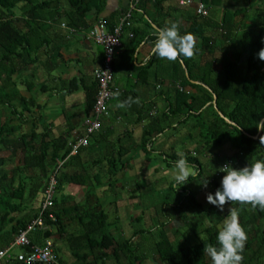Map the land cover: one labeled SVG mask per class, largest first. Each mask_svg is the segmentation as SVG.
<instances>
[{
    "label": "crops",
    "instance_id": "crops-1",
    "mask_svg": "<svg viewBox=\"0 0 264 264\" xmlns=\"http://www.w3.org/2000/svg\"><path fill=\"white\" fill-rule=\"evenodd\" d=\"M79 1L72 5L71 0H38L41 3L38 11L40 19L34 20L40 24L39 35L34 38L38 44L33 53L36 59L31 61L26 54L23 58H12L16 70L9 75L7 86L2 82L4 74H0V95H3L0 129L1 134L4 133L0 136V156L5 159L0 165V249L14 239V226L37 215L44 181L47 180L38 170L29 171L20 167L24 162L23 156L32 151L19 145L20 137L33 132L36 150L42 139L54 140L65 136L68 145L73 135L84 133V120L91 114V102L95 95L94 72L103 58L101 45L88 39L86 31L102 18L113 26L123 12L131 9L132 26L122 33V43L113 59V85L120 92L119 101L131 96L138 97L140 103L120 109L115 106L117 99L112 97L108 104L109 114L101 120L100 129L90 137L89 145L82 148L76 163L67 169L83 174L88 171L90 181L87 183L106 214L105 225L90 233L92 241L86 237L75 238L70 233L78 235L83 230L75 212L68 213L65 206L66 210L60 211L62 228L58 230L56 226L49 236L54 243L58 264H132L129 260L132 258H127L126 252H120L119 258L115 259L110 246H95L94 242L100 241L104 233L116 240H129L137 253H146L142 264H159L153 253V244L161 230L176 248L188 240L185 232L192 231L195 240L208 224L215 223L220 231L231 210H236L240 219V209L237 202L226 203L223 210L217 208L210 215L208 208L205 210L199 203L197 197L200 195L201 202L204 201L203 180L212 181L220 188L219 180L225 174L215 177V171L237 149L229 138L219 144L204 146L199 129L192 126L191 118L183 120L180 116L169 114L168 106L176 87L171 70L174 61L151 57L158 30L170 26V22L178 23L180 34L193 23L204 30V18L209 16L205 30L214 36L215 55L217 61L222 62L228 53L233 52L232 49L236 50V42L224 40L214 23H219L227 12L234 17V34L256 28L264 11V0H222L218 6L209 9L207 16L195 12L199 0H191L185 5H179L175 0H160L158 6L155 0H142L136 4L131 0ZM89 2L91 5L87 8ZM23 3L24 0H15L13 10L15 24L22 30L27 29L21 15ZM25 19L28 23L29 19ZM71 20L73 23H70ZM74 21H77L76 24ZM62 22L75 30L62 27ZM194 37L195 46L199 49V38L197 35ZM191 58L199 60L200 55L196 52ZM147 135L149 138L145 145L143 139ZM49 152L51 149H48ZM178 153H183L185 157L195 153L201 164L200 173L195 176L201 178L200 185L195 180L198 187L194 185L191 190L182 191H176L173 185L171 187L176 196L174 205L182 202L184 190H190L198 200L195 207L180 205L185 208L183 215L174 213V205L171 206L172 213L160 206L157 203L160 198L150 187L166 190L169 182H175V163H170L174 158L176 161L180 158ZM161 159L166 168L161 167ZM204 170L208 171L204 173ZM61 189L56 192L57 196L67 195L84 205L83 186L64 183ZM165 197L169 200V196ZM256 223L259 229L255 231L258 234L261 230L264 232V217ZM43 234L45 232H33L30 239L39 243ZM250 264H264V259L260 262L253 260Z\"/></svg>",
    "mask_w": 264,
    "mask_h": 264
},
{
    "label": "trees",
    "instance_id": "trees-1",
    "mask_svg": "<svg viewBox=\"0 0 264 264\" xmlns=\"http://www.w3.org/2000/svg\"><path fill=\"white\" fill-rule=\"evenodd\" d=\"M71 1L72 5L76 2V0ZM200 1L209 10L213 6H218L222 0ZM77 2L80 1L78 0ZM160 2V0H155V5L158 6ZM90 5L91 3L89 2L86 5L87 8ZM14 7L15 0H0V74H4V80L2 81L4 86H7L9 75L16 70V65L13 64L12 58L21 56L23 58V54H26L29 58L31 57V61L36 59L33 53L38 44L34 42V38L40 32V24L34 22L35 19H40L38 11L41 3L38 0H24L21 6L22 20L24 23L26 22L25 26L27 29L22 30L16 26ZM25 17L29 19L28 23ZM259 17L260 23L256 28L245 29L236 34L233 33L235 21L232 14L224 12L220 22L214 23L216 28L222 29L220 34L224 40L236 42V50L232 49L233 52L228 53V56L222 62H218L215 55L216 44L214 36L205 30V25L209 22V16L204 18V30L200 26L199 28L195 27V23H193L181 35L184 33L197 35L200 48L197 49L195 46V53H199L200 59L196 60L195 58L181 56L171 65L172 81L176 84V87L173 91L174 98L168 106L169 114L180 116L183 120L193 117L192 126L199 129V135L206 147L222 143L223 140L229 138L237 149L233 156H230L235 159L232 167L236 169L242 168L247 164L251 165L257 160L264 161V144L260 143V137L264 139V129L257 128H264V124L259 123L264 118V61H261L257 55L259 50L264 47V11L261 12ZM76 22L74 21V24ZM70 23H73V21L71 20ZM151 57L153 59L156 58L155 55ZM96 90L97 86L95 85V95ZM95 95L91 102V112ZM214 95L216 97L215 105L217 110L228 120L220 116L214 107ZM2 98L3 95H0V102ZM262 122H264V119ZM1 131L0 129V136L4 135V133L1 134ZM64 137L59 136V138L54 140L42 139L35 150L33 132L23 134L20 137L19 145L23 146V149L29 147L32 151L30 150V153L23 156L24 162L20 167H24L29 171L38 170L47 179L50 172H53L58 167L59 162L64 160L56 170V192L62 190L64 183L81 185L84 187L85 203L80 205L67 195L59 197L55 192L54 204L50 211L56 215L55 225L58 230L62 228L60 211L63 210L64 212L67 207L68 213L75 212V218L79 221L83 232L78 235L70 233V235L75 238L86 237L92 241L90 233L103 228L106 214L98 197L87 183L90 181L88 171L85 170V174H83L82 172H70L67 170L72 163H76L75 160H77L80 151L82 148H86L89 143L87 146L81 147L76 154L69 155L70 146L67 145ZM148 138L149 136L147 135L143 139L145 145L148 142ZM48 149H51V152L48 153ZM185 158L189 164L196 166L199 175L201 167L199 158L195 154L186 155ZM4 161L5 159L0 156V165L4 164ZM44 187L45 184L42 189ZM184 204L188 207L190 205H193V207L198 205L190 190L186 191L182 202L174 205V213L178 215L185 214V208L180 206ZM86 205L88 207H85ZM237 205L240 209L239 222L248 237L242 253V264H250L253 260L260 262V259H264V232L261 230V233L258 234L255 230L259 229L256 221L264 217V209L259 207L253 209L248 204L237 203ZM81 210L82 212H80ZM84 216H88L86 220H84ZM26 223V221H22L19 225L14 226L12 228L13 234L15 235ZM163 232L161 230L158 240L153 244V253H155L159 264H212L211 259L204 254L203 249L204 246L209 244L219 247L217 241L219 230L216 228L215 223L204 226L202 230L204 237L193 243L180 244L176 248L169 242ZM45 235L49 236L52 233L45 231ZM94 244L102 248H108L107 245L110 246L113 249L115 259L119 258L120 252H126V257L132 258L129 259L132 264H142L147 257L146 253H137L135 246L132 248L133 245L129 240H116L107 236L106 233L102 235L100 241H95ZM130 253L131 255L129 256L128 254ZM76 257L79 258L77 255ZM94 257L97 258L98 256L94 255ZM9 262L12 264H24L16 260Z\"/></svg>",
    "mask_w": 264,
    "mask_h": 264
},
{
    "label": "built area",
    "instance_id": "built-area-1",
    "mask_svg": "<svg viewBox=\"0 0 264 264\" xmlns=\"http://www.w3.org/2000/svg\"><path fill=\"white\" fill-rule=\"evenodd\" d=\"M133 4L142 0H131ZM179 5L191 3V0H175ZM195 11L201 16L209 14L208 8L201 2L196 3ZM131 9H127L119 17L113 26H109L107 20L99 19L90 29L86 31V37L95 43L101 45L103 58L94 72L96 81V95L92 107L91 115L84 120V133L75 134L68 141L70 146L69 155L76 154L81 147L87 146L92 134L101 126V120L109 114L108 104L112 94L117 90L113 85V59L117 49L122 41L121 36L124 30L131 28ZM62 27L69 31L75 30L74 27L68 26L65 22L61 23ZM222 31V29H219ZM129 36H133L129 33ZM228 158L216 171L215 175L225 174L219 169L228 164L232 167L235 159ZM64 160L60 161L58 167L50 172L45 187L42 192V199L39 204V210L35 217L28 221L25 226L18 230L14 239L6 246L0 249V264L11 260H16L24 264H58L56 262L54 243L50 236L41 237V242L34 243L30 239V234L36 231L45 232L55 229L56 216L50 211L54 204V197L57 186L56 170L61 166ZM14 248H20L19 252H14Z\"/></svg>",
    "mask_w": 264,
    "mask_h": 264
},
{
    "label": "clouds",
    "instance_id": "clouds-1",
    "mask_svg": "<svg viewBox=\"0 0 264 264\" xmlns=\"http://www.w3.org/2000/svg\"><path fill=\"white\" fill-rule=\"evenodd\" d=\"M195 45L196 38L193 34L184 33L181 35L178 23L170 22V26L158 30L151 53L161 59L176 61L181 56L193 57ZM257 55L261 61H264V47L259 50ZM112 96L117 99L115 106L120 109H127L134 103H140L138 97L133 98L131 96L124 101H119V90L115 91ZM259 123L264 124V122ZM260 143L264 144V139L261 137ZM178 156L180 158L175 162L176 173L173 177L177 185L176 189L187 183L190 176L198 175L196 166L189 165L183 153H178ZM219 170L225 175L221 179L220 188L214 194L210 192L206 194L208 203L220 210H223L226 203L234 202L242 205L248 204L253 209L257 207L264 209V161L257 160L251 165L247 164L239 169L225 164ZM207 183L208 181L204 179L202 185L207 187ZM247 238V234L239 222L238 212L233 209L230 215L225 218L223 227L218 232L219 247L209 244L204 246L203 252L211 259L212 264H242V253Z\"/></svg>",
    "mask_w": 264,
    "mask_h": 264
},
{
    "label": "rangeland",
    "instance_id": "rangeland-1",
    "mask_svg": "<svg viewBox=\"0 0 264 264\" xmlns=\"http://www.w3.org/2000/svg\"><path fill=\"white\" fill-rule=\"evenodd\" d=\"M190 118L192 119V122H193V117H190ZM188 121L191 122V120H188ZM175 161H176V159L172 160L170 164L175 163ZM160 162H161L160 163L161 164V167L162 168H166V165H165L166 163L163 162V159H161ZM159 171L162 172V169H159ZM207 171L208 170H204V173H206ZM160 176L162 178H164V175H160ZM221 179L219 180L220 185H221ZM195 180L200 185L201 178L198 179V177H195L194 176V177L189 178V181L187 183H185L184 185L179 186L177 189H176L177 185L175 184V182L174 183L172 182L173 184L171 182H169L165 186L166 187L165 188L166 190H164V188L163 189H155L151 185H150V187L153 189L152 192H154L155 196L158 197V198H160V200L157 203L160 204V206L162 205V207H166L167 210H169V212H171V206L176 203V202H174L176 196H175V194H173L171 192L172 185L175 187L176 191L177 190L182 191L183 189H190L191 190V188H193V186L195 185ZM44 182H45L44 184H46V181H44ZM197 185H195L194 187H198ZM169 186H170V188H169ZM217 189H218V187L216 185H214V183L212 181H210V182H208L207 187H204V201L201 202V198H200L201 195L199 197H197V198H199L198 200H199V203L201 204V206H203L205 210H206V208H208V210L210 212V215H212V214L215 213V211L217 210V207L214 206V205H212V204H209L207 202V200H206V194L209 193V192L214 194ZM186 191L187 190H184L183 193L186 194ZM42 192H43V189H42ZM108 194H109L110 197H112V195L110 193H108ZM177 194L180 196L179 192ZM181 194H182V192H181ZM165 196H169V200H167ZM113 198H116V197L114 196ZM197 198L195 197V200L198 202ZM178 201H179V199H178ZM153 202H155V201L153 200ZM182 207L184 208V206H182ZM204 214H205V212H204ZM204 221H206V220H204ZM189 231H188V233L185 232V237H186V239H188V240L185 241V243H193V242L197 241L199 238L204 237V234L202 233L201 235H199V238L198 239L193 240V235L194 234L192 233V231H190V233H189ZM190 234H192L191 235V238L189 237ZM13 251L14 252H19L20 251V248H14Z\"/></svg>",
    "mask_w": 264,
    "mask_h": 264
},
{
    "label": "water",
    "instance_id": "water-1",
    "mask_svg": "<svg viewBox=\"0 0 264 264\" xmlns=\"http://www.w3.org/2000/svg\"><path fill=\"white\" fill-rule=\"evenodd\" d=\"M215 95L213 96V104H214V107L216 108V105H215ZM217 110V108H216ZM217 112L219 113L220 116H222L225 120H228L220 111L217 110ZM264 119V118H263ZM263 119H261V122L263 121ZM253 137H256V136H253Z\"/></svg>",
    "mask_w": 264,
    "mask_h": 264
}]
</instances>
